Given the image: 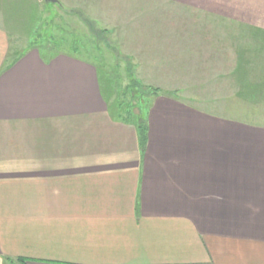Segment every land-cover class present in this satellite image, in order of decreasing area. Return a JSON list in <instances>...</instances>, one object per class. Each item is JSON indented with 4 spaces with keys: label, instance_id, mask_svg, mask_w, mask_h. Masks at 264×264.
<instances>
[{
    "label": "crops",
    "instance_id": "crops-1",
    "mask_svg": "<svg viewBox=\"0 0 264 264\" xmlns=\"http://www.w3.org/2000/svg\"><path fill=\"white\" fill-rule=\"evenodd\" d=\"M57 2L125 43L214 62L264 109V0ZM46 5L0 0V264H264V111L218 119L163 92L141 150L91 65L31 46Z\"/></svg>",
    "mask_w": 264,
    "mask_h": 264
},
{
    "label": "rangeland",
    "instance_id": "rangeland-1",
    "mask_svg": "<svg viewBox=\"0 0 264 264\" xmlns=\"http://www.w3.org/2000/svg\"><path fill=\"white\" fill-rule=\"evenodd\" d=\"M51 4L47 2L46 5L48 23L38 32V37L30 40L31 46L37 45L42 52L71 54L91 65L97 71L103 95L115 115L121 114L119 104H122V108L126 106L135 113L141 112L143 117V108L149 104L146 98L148 89L178 93L182 98L193 99L190 102L198 110L218 119L229 116L250 120L254 118L250 115L253 111H264L236 100V78L215 76L218 71L212 70L214 62L170 60V55L160 53L162 46L125 43L122 38V34L127 32L125 29L111 30L91 19L93 28L90 34L76 16H64L65 11H59L55 4ZM14 47L19 51L23 46ZM151 47L160 54H150L149 50H152L148 48Z\"/></svg>",
    "mask_w": 264,
    "mask_h": 264
},
{
    "label": "trees",
    "instance_id": "trees-1",
    "mask_svg": "<svg viewBox=\"0 0 264 264\" xmlns=\"http://www.w3.org/2000/svg\"><path fill=\"white\" fill-rule=\"evenodd\" d=\"M57 5H61V4H57ZM61 7H63V6L61 5ZM64 14H65L64 16H67V15L76 16L79 19V21L85 25V27L88 29L90 34H92L91 27L93 28V24H92L91 20L86 18L85 16H83V14L81 12H76L74 10H67V13L65 12ZM36 37H38V33L36 34ZM50 38H51V36H50ZM34 46L36 48H38L37 45H34ZM147 91L149 94L146 96V98H148L147 102H149V104H147L146 108H143L145 111L143 117H141V112L135 113L129 107H126V106L124 108H122V104H119V111L120 112L122 111L121 114L117 113V115H115V113L112 112L111 108L109 110L111 113L110 115L113 118L122 120L125 123L132 124L133 126H135L137 133H138L139 145H140L141 150H144L145 145H146V138H147L146 113L149 111V107H150V104L152 103V101L156 97H158L159 95L162 94L157 89H154V90L148 89ZM145 105H146V102H145ZM19 262H23V261L19 260Z\"/></svg>",
    "mask_w": 264,
    "mask_h": 264
},
{
    "label": "water",
    "instance_id": "water-1",
    "mask_svg": "<svg viewBox=\"0 0 264 264\" xmlns=\"http://www.w3.org/2000/svg\"><path fill=\"white\" fill-rule=\"evenodd\" d=\"M45 2H48V3H53V4H56L57 3V0H44Z\"/></svg>",
    "mask_w": 264,
    "mask_h": 264
}]
</instances>
